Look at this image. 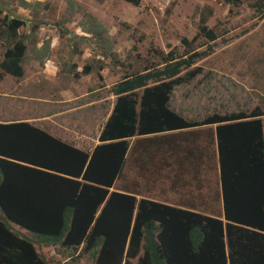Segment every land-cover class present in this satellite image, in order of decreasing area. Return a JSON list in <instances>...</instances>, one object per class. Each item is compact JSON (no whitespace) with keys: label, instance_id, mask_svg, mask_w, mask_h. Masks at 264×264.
<instances>
[{"label":"trees","instance_id":"trees-1","mask_svg":"<svg viewBox=\"0 0 264 264\" xmlns=\"http://www.w3.org/2000/svg\"><path fill=\"white\" fill-rule=\"evenodd\" d=\"M125 1L138 6L143 0ZM23 26L10 15L0 20L6 42L0 68L15 76H23L29 52ZM205 35L218 38L213 28ZM182 42L184 54L170 50L160 63L114 85L117 100L100 134L104 143L91 153L27 122L0 124V264H53L12 223L39 244L58 246L76 260L88 253L96 264H123L124 254L137 258L135 264H264V120L250 118L260 113L205 122L219 123L221 215L138 202L110 190L123 173L130 138L198 124L171 108V96L182 71L213 48Z\"/></svg>","mask_w":264,"mask_h":264},{"label":"rangeland","instance_id":"rangeland-1","mask_svg":"<svg viewBox=\"0 0 264 264\" xmlns=\"http://www.w3.org/2000/svg\"><path fill=\"white\" fill-rule=\"evenodd\" d=\"M25 1L0 0V20L6 15L23 20L20 32L28 36V56L35 47L58 63L63 89L74 90L77 99L69 91L59 119L62 127L51 129L90 153L104 143L100 134L117 100L116 83L160 63L170 50L184 54L188 46L182 38L196 50L212 46L210 54L182 71L171 96V108L198 124L130 138L123 173L110 190L133 195L138 202L146 199L221 215L219 123L205 122L214 115L255 112L260 115L250 118L264 120V0H143L138 6L125 0ZM211 28L218 33L213 41L205 35ZM52 42L54 47L46 51ZM5 48L0 39V60ZM56 89L53 84L52 91ZM94 96L99 101L89 106L87 100ZM78 102L86 106L84 114L73 109ZM81 130L92 137L90 142L77 135ZM201 142L211 143L205 161L204 151L197 154ZM12 226L33 239L39 254L53 264H96L88 253L79 250L76 260L60 253L58 246L39 244L18 224ZM126 261L135 264L137 258L124 254L122 263Z\"/></svg>","mask_w":264,"mask_h":264},{"label":"crops","instance_id":"crops-1","mask_svg":"<svg viewBox=\"0 0 264 264\" xmlns=\"http://www.w3.org/2000/svg\"><path fill=\"white\" fill-rule=\"evenodd\" d=\"M54 39L55 38L52 39L53 42L55 41ZM53 42L50 44V48L46 51L49 52V50L54 47ZM32 51H34V54H32V56H28L29 54H27L22 62L24 67L23 76H15L0 68V124L27 122L48 131L55 137H58L53 134L54 132L51 128L56 126L62 127L60 124L61 121H59L60 117H62L61 115L64 113L62 111V105L67 101L66 98L70 97L69 91L73 92L74 90H67V88L63 89L59 80L58 63L55 64L53 59H48V55L38 52L35 47L32 48ZM41 60L44 62L41 63ZM53 84L58 87V90L56 89L55 91H52ZM73 93L72 95L77 99V94L74 93L75 96ZM87 101L89 102V106H93L99 101V98L94 96ZM85 107L86 106L81 105L80 102H78L73 106V109L84 114ZM92 110H94V108ZM81 119L82 123H84L83 115ZM77 132L78 136H84V140L87 138L89 142L91 141L92 137L86 134L84 130ZM58 138L62 139L60 136ZM62 140L65 141V139ZM210 149L211 143H208L207 146L205 142H201L197 154L204 151L202 155L205 161L207 158L206 153ZM200 161L201 160L197 158V163ZM202 170L205 171V168L203 167ZM192 177L195 178V176ZM201 178L205 180V174L202 175ZM200 190L197 189L199 193ZM221 201L223 208V197H221ZM184 207L188 208L186 206Z\"/></svg>","mask_w":264,"mask_h":264}]
</instances>
